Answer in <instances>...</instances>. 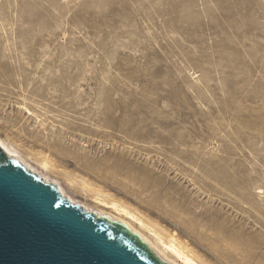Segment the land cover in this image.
Listing matches in <instances>:
<instances>
[{
    "label": "rangeland",
    "instance_id": "1",
    "mask_svg": "<svg viewBox=\"0 0 264 264\" xmlns=\"http://www.w3.org/2000/svg\"><path fill=\"white\" fill-rule=\"evenodd\" d=\"M0 139L162 251L264 264V0H0Z\"/></svg>",
    "mask_w": 264,
    "mask_h": 264
},
{
    "label": "water",
    "instance_id": "2",
    "mask_svg": "<svg viewBox=\"0 0 264 264\" xmlns=\"http://www.w3.org/2000/svg\"><path fill=\"white\" fill-rule=\"evenodd\" d=\"M0 264H168L125 225L75 205L0 141Z\"/></svg>",
    "mask_w": 264,
    "mask_h": 264
},
{
    "label": "bare ground",
    "instance_id": "3",
    "mask_svg": "<svg viewBox=\"0 0 264 264\" xmlns=\"http://www.w3.org/2000/svg\"><path fill=\"white\" fill-rule=\"evenodd\" d=\"M0 141L5 145V146H7L11 151H13L16 155H18V151L9 143V142H7V141H4V140H2V139H0ZM21 158V157H20ZM22 159V158H21ZM24 162H26L24 159H22ZM44 166L46 167L47 165L46 164H44ZM31 167V166H30ZM44 177V176H43ZM44 179H46L50 184H55V183H53V182H51V179H49V177H47V178H44ZM59 190H60V192L65 196V192H64V190H63V188L62 187H59ZM98 199V198H97ZM97 201V200H96ZM111 200H109V202H110ZM100 203L101 204V206L103 205V206H106L107 208H110V209H112V210H114L116 213H118L119 215H121L122 217L124 216V217H126L127 219H130L131 221L133 220H135L136 222L137 221H139L138 220V218H136V216H134L135 215V213H131L130 212V210H128V208H125L126 206H122V205H124V204H122V205H120V204H117V203H115V202H113V203H106L105 201H103V200H99V201H97V203ZM80 207H82V206H80ZM84 210L85 211H87L88 213H93V214H95L97 217H105V218H109L111 221H117V222H119V223H121V224H123V225H125L128 229H130L133 233H135V234H137L151 249H152V251H154V253L162 260V261H164V262H166V263H168V264H172L170 261H168V260H165V259H162L163 257H162V254L163 255H165L166 256V254H167V252L169 253H171V254H173V255H175L176 256V258H178L179 260H182V262L184 263V264H197L195 261H194V259H192L191 257H189L188 255H186V253L181 249V248H179V247H177L175 244H173V243H170L169 241V243L170 244H168V245H165V247H164V251H162L161 249H163L162 248V246H160L161 247V249L159 248V247H156L155 245H154V242H153V244L150 242L151 240H148L149 238H146L144 235H142L140 232H138L135 228H134V226H132L129 222H127V221H124L123 220V218L121 217L120 219H115L114 217H111V216H109L108 214H106V212H95L94 210H92V209H89L87 206L86 207H84ZM141 221V220H140ZM139 221V224H140V226L141 227H143V226H145L142 222H140ZM145 228V227H144ZM148 228V227H147ZM153 229V228H152ZM150 232V231H149ZM153 232V231H152ZM151 232V233H152ZM155 234V233H154ZM153 234V235H154ZM157 235V234H156ZM158 237H159V234L157 235ZM154 239V238H153ZM158 239V238H157ZM164 240V239H163ZM170 241H173V240H170ZM175 241V240H174ZM173 241V242H174ZM158 244L160 245V243L161 244H163V241H161V239H159L158 240ZM165 244V243H164ZM157 245V244H156ZM160 249V250H159ZM170 254V255H171ZM174 256V257H175Z\"/></svg>",
    "mask_w": 264,
    "mask_h": 264
}]
</instances>
